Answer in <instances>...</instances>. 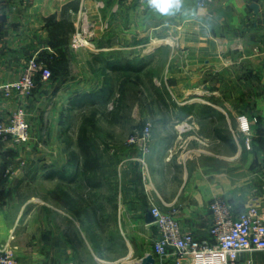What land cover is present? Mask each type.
<instances>
[{
	"label": "crops",
	"instance_id": "obj_1",
	"mask_svg": "<svg viewBox=\"0 0 264 264\" xmlns=\"http://www.w3.org/2000/svg\"><path fill=\"white\" fill-rule=\"evenodd\" d=\"M70 3L78 8L65 15L74 32L64 34L63 9ZM83 38L88 43L81 45ZM169 49L164 61L162 52ZM44 53L51 64L63 63L55 78L29 98L6 97L0 89V120L23 107L32 125L27 145L8 141L0 147V245L21 246L18 216L9 224L4 218L13 205L20 210L29 205L14 197L35 175L28 163L40 140L48 151L43 157L47 170L59 162L43 176L57 179L67 195L77 189L84 174L77 153L69 155L61 144L57 153L54 140H65L71 130L70 124L62 128L67 114L83 112L89 104L112 109L116 88L99 83L128 80L162 65L159 77L174 83L177 101L156 106L152 117L143 118L152 123L144 167L135 160L138 150L127 143L120 154L123 166L115 173L123 180L118 191L88 202L91 215L85 222L79 213L82 194L60 201L62 214L75 212L64 223L73 232L50 234L40 254L17 250V264H81L84 225L104 238L99 241L103 254L125 257L124 264H142L152 256L159 264L154 252L159 232L150 214L154 206L172 214L198 240L209 238V206L215 200L230 204L235 215L250 207L264 215V0H214L205 8L197 0H182L180 9L168 15L150 8L147 0H0V87L18 80L28 60ZM39 115L47 118L40 140ZM243 116L249 136L241 130ZM134 174L132 184L126 178ZM239 264H264V251L242 253Z\"/></svg>",
	"mask_w": 264,
	"mask_h": 264
},
{
	"label": "rangeland",
	"instance_id": "obj_2",
	"mask_svg": "<svg viewBox=\"0 0 264 264\" xmlns=\"http://www.w3.org/2000/svg\"><path fill=\"white\" fill-rule=\"evenodd\" d=\"M84 40L85 42L82 41L83 44L81 45L88 43L86 39ZM170 52V49L162 52V56L165 58L164 61L169 58ZM171 68L173 66L170 67V70H172ZM163 69L164 67L160 65L157 68L148 69L143 75H132L128 80L119 79L113 83H99L105 89H110L112 86L116 88L114 92L118 97L115 99L112 109H106L107 104L102 108L89 104L83 112L67 114L64 117L65 125L62 128H66L68 124L71 125V130L65 136V140L59 142V133L56 132V135L54 133L53 137L58 139L54 140L53 150L58 153L61 144L64 150L69 151V155L76 151L77 159L84 171L80 184L73 191V195L74 192L82 194V196L80 195L83 202L82 210L79 213L84 222L91 215L88 202L93 201L95 197L96 199L101 198L107 192H116L122 186L123 180L115 175L120 166H123L120 154L122 149L127 147L126 145L129 143L128 141L135 129H141L147 125L152 126L151 121L143 118L153 115L154 113L150 111L154 112L153 108L156 106L176 104L177 97H175L176 93L173 88L174 83L171 80H161L159 77ZM209 76L213 80V74ZM155 78L159 79L155 80ZM43 85L42 82L37 84L36 91L41 89ZM217 86V81H211L212 88ZM88 88H91V86L89 85ZM145 110L148 114L142 113ZM39 116L40 123L36 131L38 140L44 136L43 134L47 130V118H44L43 115ZM55 118V121H57V114ZM47 153V148L42 145L40 140V143L34 146L33 153H30L33 155L30 157L32 160L28 163L35 175L33 179L25 183L26 186L22 188L20 194L14 197L16 198L15 201L19 203L29 202V205L23 210L16 209L13 205L10 211L11 215L4 218L9 224L11 220L16 219L18 216V231H20V235L24 236L20 238L22 247L11 245L9 242L4 243L10 244L15 252L25 250V254L30 252L40 254L41 245L45 243L44 241L48 239L50 234L66 233L65 230L68 232L69 229H71V233L73 232V227H66L64 223L69 215L74 216V210H69L70 212L66 216L59 209V202L65 199L69 201V197L73 199V195L65 194L67 191L64 192V187L60 186L57 179L49 181L43 176L44 171L48 169V165L43 159ZM58 163L57 161L51 162L49 164L51 170H47L46 173L54 168L56 169ZM135 176L134 174L126 180L133 184L137 177ZM90 187L96 190L94 192L98 193L96 196L91 192ZM83 229L86 241L85 239L83 241L81 264H107L105 262L118 260V264L123 263L120 260L125 257H115L114 259L110 257L111 254L109 253L103 254L99 241H103L104 238L100 239L98 232L93 235L94 232L92 234L90 227L86 225L83 226ZM18 231H16V234H18ZM124 260V263H127L128 260Z\"/></svg>",
	"mask_w": 264,
	"mask_h": 264
},
{
	"label": "built area",
	"instance_id": "obj_3",
	"mask_svg": "<svg viewBox=\"0 0 264 264\" xmlns=\"http://www.w3.org/2000/svg\"><path fill=\"white\" fill-rule=\"evenodd\" d=\"M201 8L207 7L214 0H197ZM86 31H84L83 36ZM42 83L52 79L48 64L38 55L31 57L22 76L0 87L6 97L18 94L25 98L32 96L37 88V79ZM241 130L249 136L251 128L246 117H240ZM32 125L27 108H19L7 120H0V147L2 143L12 142L25 146L31 140ZM151 126L135 129L129 144L135 147L140 156L135 160L144 167L145 155L149 152ZM246 145L250 147L249 139ZM2 151L0 148V169ZM212 226L209 238L198 240L192 232L185 231L180 222L159 207L150 210L153 224L159 237L154 245V252L159 264H239L242 253L264 251V215L250 207L235 215L233 207L227 202L215 200L209 206ZM0 264H17L15 249L8 243L0 245Z\"/></svg>",
	"mask_w": 264,
	"mask_h": 264
},
{
	"label": "trees",
	"instance_id": "obj_4",
	"mask_svg": "<svg viewBox=\"0 0 264 264\" xmlns=\"http://www.w3.org/2000/svg\"><path fill=\"white\" fill-rule=\"evenodd\" d=\"M69 11H71V12H77V11H78V8H77L74 4H72V3L68 4V5L65 6L64 9H63L64 17H65V15H66ZM61 27H62V29L64 30V34H69V33L74 32L73 24L70 23V22H68V20L66 19V17H65V18L63 19V21H62V23H61ZM66 42H67V41H66ZM51 57H52V59H54V60L56 59V56H54V55H51ZM40 58H41L42 60H44V61L48 64V66L50 67V69H51V71H52V79L55 78L56 75H57V70L59 69V67H61V66L63 65V63H62V64L60 63V66L57 65V61L54 63V65L51 64L50 61H49V55H47V54H45V53H44L42 56H40ZM40 83H41L40 78H38V79H37V84H40ZM96 163L99 164L98 161H96ZM94 212H95V211H94Z\"/></svg>",
	"mask_w": 264,
	"mask_h": 264
},
{
	"label": "clouds",
	"instance_id": "obj_5",
	"mask_svg": "<svg viewBox=\"0 0 264 264\" xmlns=\"http://www.w3.org/2000/svg\"><path fill=\"white\" fill-rule=\"evenodd\" d=\"M148 6L162 15H168L178 11L182 0H147Z\"/></svg>",
	"mask_w": 264,
	"mask_h": 264
},
{
	"label": "water",
	"instance_id": "obj_6",
	"mask_svg": "<svg viewBox=\"0 0 264 264\" xmlns=\"http://www.w3.org/2000/svg\"><path fill=\"white\" fill-rule=\"evenodd\" d=\"M142 264H155V259L152 256H148Z\"/></svg>",
	"mask_w": 264,
	"mask_h": 264
}]
</instances>
